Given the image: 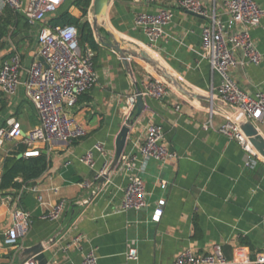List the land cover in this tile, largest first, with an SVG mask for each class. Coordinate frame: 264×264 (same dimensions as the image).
<instances>
[{
    "label": "crops",
    "instance_id": "1",
    "mask_svg": "<svg viewBox=\"0 0 264 264\" xmlns=\"http://www.w3.org/2000/svg\"><path fill=\"white\" fill-rule=\"evenodd\" d=\"M74 1L67 0L62 10ZM226 1L202 0L223 24L230 20ZM254 1L264 10V0ZM170 7L174 17L164 38L149 46L135 20L140 12L158 11V6L149 0L113 1L107 16L110 27L155 64L133 59L131 75L120 55L102 45L95 34L99 49L91 51L97 82L72 110L87 136L73 142L38 143L35 148L48 157L46 173L25 186L22 196L0 192V264H21L22 251L38 243L45 246L46 264H82L90 252L96 253L99 264H173L185 250L205 255L216 246L222 247L228 260L247 262L263 250L264 160L254 168L246 167L241 146L219 131L227 121L225 112L209 110L208 96L218 90L221 77L201 52L208 20L176 4ZM5 8L0 0V16L8 22L0 23V68L14 49L29 66L37 57L40 26L27 27L25 20L16 23ZM72 12L80 14L76 8ZM89 15L92 22L93 13ZM252 36L264 54V18ZM237 60L232 77L240 88L248 94L264 91V62L241 64V51ZM155 78L164 81L167 94L161 100L145 97L146 109L130 127L122 158L132 160V171L118 165L106 177L115 159L117 137L134 117H129L128 99ZM11 118L21 122L25 133L39 124L23 87L14 97L0 91V128ZM151 125L163 129V144L176 156L165 165L150 161L144 168L140 149ZM257 127L264 136V124ZM20 143L15 140L1 147L0 180L4 158ZM98 144L104 148L102 153L95 150ZM91 151L93 168L81 162ZM138 172L146 183L147 207L122 212L124 190L130 176ZM162 180L169 183L166 190L160 188ZM162 199L166 201L162 216L153 221ZM61 200L67 204L60 218L43 220ZM18 206L30 212L33 222L12 248L5 244V237L12 225L11 213ZM132 248L138 250V260L130 262L127 253Z\"/></svg>",
    "mask_w": 264,
    "mask_h": 264
},
{
    "label": "built area",
    "instance_id": "2",
    "mask_svg": "<svg viewBox=\"0 0 264 264\" xmlns=\"http://www.w3.org/2000/svg\"><path fill=\"white\" fill-rule=\"evenodd\" d=\"M66 1L3 0L5 7L18 12L28 24L40 26L35 61L29 66L25 65L21 53L14 49L10 58L5 60L0 68V91L5 96L14 97L23 87L26 99L36 110L39 124L35 129L25 133L20 121L15 118L9 119L7 125L0 128V149L7 142L21 140L29 148L24 154L25 157L38 156L41 153L35 148L38 143L73 142L87 136L85 127L76 120L72 110L79 103L81 96L90 91L97 82L92 51L84 50L80 45L79 30L75 25L52 27L49 23L50 18L62 10ZM149 1L158 6V11L140 12L135 20L149 46L164 38L165 28L174 17V11L170 7L172 4L208 20L202 31L201 52L211 68L221 77L218 90L212 91L208 96L209 110L211 113L225 112L227 121L221 126L220 133L241 146L245 153L246 167L254 168L264 159L242 131L240 121L250 120L256 125L264 124V91L253 94L244 92L232 77V70L238 65L239 51L243 54L241 64L259 66L264 62V54L258 49L252 36V30L261 25L264 10L254 0H227L225 5L230 20L223 24L216 13L204 6L202 0ZM141 92L144 98L161 100L167 94V87L164 81L155 78L145 83ZM136 96L137 93L128 99L129 117L133 116ZM205 128L208 129L209 125H205ZM163 140V129L151 125L140 149L144 168L150 161L165 165L169 159L175 158L176 155L168 150ZM95 150L102 153L104 148L98 144ZM81 162L93 168L94 151L88 152ZM131 162L130 159L122 158L119 165L130 172ZM168 186V181L160 182L162 190H166ZM25 190L26 187L21 190L20 196ZM147 196L146 183L141 177V172L132 174L124 190L120 210L128 212L144 209L147 207ZM165 203L163 199L159 201V208L155 210L153 221L160 220ZM66 204V200L59 201L42 219L48 221L59 219ZM11 218L12 225L6 233L5 244L16 248L20 239L27 235L33 219L30 212L22 206L12 211ZM127 259L130 262L138 260V250L130 249ZM22 264L40 263L30 260ZM82 264H99V258L95 252H90ZM173 264H264V247L254 260L247 262L228 260L222 247L216 246L212 254L205 255L185 250Z\"/></svg>",
    "mask_w": 264,
    "mask_h": 264
},
{
    "label": "water",
    "instance_id": "3",
    "mask_svg": "<svg viewBox=\"0 0 264 264\" xmlns=\"http://www.w3.org/2000/svg\"><path fill=\"white\" fill-rule=\"evenodd\" d=\"M113 1L114 0H93L90 9V12L93 13V20L91 24L94 33L98 36L101 44L117 52L120 55L124 67L132 75L133 72L131 62L133 59L146 61L150 64H155V62L151 57L148 56L145 51L139 52L133 49L130 45L125 43L116 32L112 30L109 25L107 16ZM101 30H104L106 32V36L102 35ZM41 61L43 62L44 60L41 59ZM145 109L146 105L144 97L142 96L141 90H138L135 109L133 113L134 117L127 121L126 125L122 127L117 137L115 159L111 166V170L106 175V177H109L110 174L118 167L128 140L130 127L133 126L137 118L141 116L142 112ZM240 127L244 134L248 137L251 145L264 159V136L258 129L257 125L250 120H241ZM44 251L45 246L42 243H38L32 247L24 249L22 251V257L24 259L22 263L33 260L39 262L40 264H46L47 259Z\"/></svg>",
    "mask_w": 264,
    "mask_h": 264
},
{
    "label": "trees",
    "instance_id": "4",
    "mask_svg": "<svg viewBox=\"0 0 264 264\" xmlns=\"http://www.w3.org/2000/svg\"><path fill=\"white\" fill-rule=\"evenodd\" d=\"M93 0H76L66 10H61L58 15L50 18L49 23L52 27H61L66 24L75 25L79 30V42L84 50L91 49L97 51L99 45L92 27L88 19ZM76 8L80 14L77 16L72 12ZM13 21L21 23L25 20L18 12L10 7H6L5 11ZM3 16H0V23L3 22ZM26 22V20H25ZM30 24L27 22V27ZM27 146L23 143L18 144L4 158L3 171L0 180V192L5 195L21 192V190L43 176L48 170L49 161L45 153L38 156L25 157Z\"/></svg>",
    "mask_w": 264,
    "mask_h": 264
},
{
    "label": "bare ground",
    "instance_id": "5",
    "mask_svg": "<svg viewBox=\"0 0 264 264\" xmlns=\"http://www.w3.org/2000/svg\"><path fill=\"white\" fill-rule=\"evenodd\" d=\"M157 61H158V60H157ZM160 65H161L162 68L167 69L166 66H165L163 63H161Z\"/></svg>",
    "mask_w": 264,
    "mask_h": 264
},
{
    "label": "rangeland",
    "instance_id": "6",
    "mask_svg": "<svg viewBox=\"0 0 264 264\" xmlns=\"http://www.w3.org/2000/svg\"><path fill=\"white\" fill-rule=\"evenodd\" d=\"M90 17V15H88V18ZM12 144V143H11Z\"/></svg>",
    "mask_w": 264,
    "mask_h": 264
}]
</instances>
